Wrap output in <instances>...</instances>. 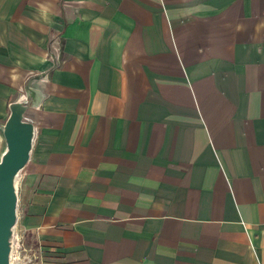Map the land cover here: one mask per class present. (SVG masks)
Listing matches in <instances>:
<instances>
[{"label": "crops", "instance_id": "obj_1", "mask_svg": "<svg viewBox=\"0 0 264 264\" xmlns=\"http://www.w3.org/2000/svg\"><path fill=\"white\" fill-rule=\"evenodd\" d=\"M21 264H264V0H0Z\"/></svg>", "mask_w": 264, "mask_h": 264}, {"label": "water", "instance_id": "obj_2", "mask_svg": "<svg viewBox=\"0 0 264 264\" xmlns=\"http://www.w3.org/2000/svg\"><path fill=\"white\" fill-rule=\"evenodd\" d=\"M23 112L24 105L13 106L3 127L6 151L0 158V264H10V238L16 220L14 177L28 159L32 137L31 125L22 120Z\"/></svg>", "mask_w": 264, "mask_h": 264}, {"label": "built area", "instance_id": "obj_3", "mask_svg": "<svg viewBox=\"0 0 264 264\" xmlns=\"http://www.w3.org/2000/svg\"><path fill=\"white\" fill-rule=\"evenodd\" d=\"M35 257V251L25 239L24 233L12 230L10 238V253L9 262L14 263H29Z\"/></svg>", "mask_w": 264, "mask_h": 264}]
</instances>
